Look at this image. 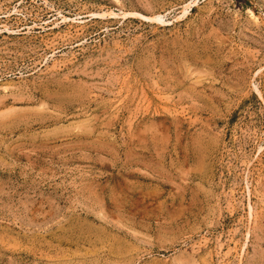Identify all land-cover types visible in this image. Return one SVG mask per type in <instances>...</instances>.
<instances>
[{
  "label": "rangeland",
  "instance_id": "1",
  "mask_svg": "<svg viewBox=\"0 0 264 264\" xmlns=\"http://www.w3.org/2000/svg\"><path fill=\"white\" fill-rule=\"evenodd\" d=\"M0 264H264V0H0Z\"/></svg>",
  "mask_w": 264,
  "mask_h": 264
},
{
  "label": "bare ground",
  "instance_id": "2",
  "mask_svg": "<svg viewBox=\"0 0 264 264\" xmlns=\"http://www.w3.org/2000/svg\"><path fill=\"white\" fill-rule=\"evenodd\" d=\"M184 10H185V9H184ZM184 12H185V11H184ZM186 12H187V10H186ZM186 12H185V13H186ZM157 18H158L159 21L162 20V19H161V18H162L161 16H157L156 19H157ZM162 21H163V20H162Z\"/></svg>",
  "mask_w": 264,
  "mask_h": 264
}]
</instances>
